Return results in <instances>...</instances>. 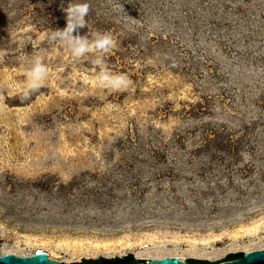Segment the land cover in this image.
I'll return each instance as SVG.
<instances>
[{
  "label": "rangeland",
  "instance_id": "rangeland-1",
  "mask_svg": "<svg viewBox=\"0 0 264 264\" xmlns=\"http://www.w3.org/2000/svg\"><path fill=\"white\" fill-rule=\"evenodd\" d=\"M71 2L0 0V248L73 263L234 242L183 258L217 262L263 243L264 0H86L79 35L113 36L125 92L95 89L94 56L48 39ZM36 57L50 76L22 98ZM73 242L90 252L57 247Z\"/></svg>",
  "mask_w": 264,
  "mask_h": 264
},
{
  "label": "clouds",
  "instance_id": "clouds-1",
  "mask_svg": "<svg viewBox=\"0 0 264 264\" xmlns=\"http://www.w3.org/2000/svg\"><path fill=\"white\" fill-rule=\"evenodd\" d=\"M66 26L63 29L51 30L48 39L59 41L69 51L74 61H80L85 56H94L92 63L97 67L92 84L95 89L111 90L112 92H125L131 86L129 77L124 73H114L109 70L106 57L117 47L116 40L110 33H96L91 39L87 35H79V31L88 27L85 19L91 11V6L84 2H71L66 8ZM75 33V34H74ZM26 82L20 93L27 98L46 86L50 76L49 67L41 58H33L25 72ZM178 264H183L178 260Z\"/></svg>",
  "mask_w": 264,
  "mask_h": 264
},
{
  "label": "bare ground",
  "instance_id": "bare-ground-1",
  "mask_svg": "<svg viewBox=\"0 0 264 264\" xmlns=\"http://www.w3.org/2000/svg\"><path fill=\"white\" fill-rule=\"evenodd\" d=\"M261 227H262L261 225H255V226L247 227L246 229H239V231L234 233V236L235 237L241 236L242 234L241 235L239 234L241 232H243V234L245 233L244 235L254 236L261 230ZM218 239L219 238L216 237L215 239L213 238L211 241L210 240L209 241L190 240V241H188L189 242L188 248L185 250H181V251L174 250V249H171V250L165 249L161 246V243L155 244L154 246L148 248L147 243H143V242L140 243L139 242L135 248L134 254H135V257H137V258H147V259L148 258H157L158 259V258H163L166 256H177L180 259H183L186 255L199 256V255H207V254H208L207 255L208 257L212 258V257L218 256L220 254H223L227 250H232V249L237 248L234 242H232L231 243L232 246L230 248H227L226 250H223V249L206 250V249L197 247L199 245L211 246L212 243H214V242L216 243ZM233 240H235V238H233ZM172 241L176 242L178 240H172ZM29 243H30V238L27 237V243H26L27 247H29ZM262 245H264V242L261 243V242L256 241L255 243L246 244V245L240 246L238 248L244 250L245 252H248V251H252L253 249L257 248L258 246H262ZM57 247H58V249L60 248L62 250L67 251L69 254L70 253L73 254V252H74V254L76 252H79V253L90 252L87 249L88 247L87 248L83 247L79 242H73L72 244L61 243V244L57 245ZM9 248H11V249L7 250ZM260 249H263V248H260ZM24 250L25 249H22L18 245L15 244L12 247H7V246L1 247L0 248V254L16 253V254H20V255H31L35 252H46L50 258H52L51 257L52 255L56 254L54 250L46 251V250H43L41 248H35L31 253L30 252L23 253V252H25Z\"/></svg>",
  "mask_w": 264,
  "mask_h": 264
},
{
  "label": "water",
  "instance_id": "water-1",
  "mask_svg": "<svg viewBox=\"0 0 264 264\" xmlns=\"http://www.w3.org/2000/svg\"><path fill=\"white\" fill-rule=\"evenodd\" d=\"M241 256L229 260H221L211 262L210 264H264V248L252 251H240ZM132 257H118L125 264H178V260H182L183 264H192L188 259H180L177 256H166L163 258H137L133 254ZM104 264H112L113 261L105 260ZM0 264H70L60 260L50 258L46 252H35L31 255H20L16 253L0 254Z\"/></svg>",
  "mask_w": 264,
  "mask_h": 264
},
{
  "label": "trees",
  "instance_id": "trees-1",
  "mask_svg": "<svg viewBox=\"0 0 264 264\" xmlns=\"http://www.w3.org/2000/svg\"><path fill=\"white\" fill-rule=\"evenodd\" d=\"M241 256V253H230L227 255V259H234V258H238ZM101 260H105L104 258H99V259H83L81 260V262H73L70 264H97L99 261ZM188 261H190L192 264H210L211 262L207 261V260H201V259H188Z\"/></svg>",
  "mask_w": 264,
  "mask_h": 264
},
{
  "label": "flooded vegetation",
  "instance_id": "flooded-vegetation-1",
  "mask_svg": "<svg viewBox=\"0 0 264 264\" xmlns=\"http://www.w3.org/2000/svg\"><path fill=\"white\" fill-rule=\"evenodd\" d=\"M126 257V256H125ZM127 257H129V258H131L132 256L131 255H129V256H127ZM195 257H199V256H195ZM99 259V258H98ZM191 259H194V258H191ZM105 260H107V261H113L114 263H112V264H125L124 263V261H121V260H119L118 258H111V259H105ZM105 260H101V261H99L97 264H104L103 262L105 261ZM81 262V261H80Z\"/></svg>",
  "mask_w": 264,
  "mask_h": 264
}]
</instances>
